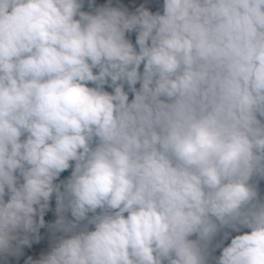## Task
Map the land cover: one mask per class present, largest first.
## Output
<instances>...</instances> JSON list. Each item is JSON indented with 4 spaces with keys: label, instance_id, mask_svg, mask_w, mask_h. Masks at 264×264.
<instances>
[{
    "label": "clouds",
    "instance_id": "1",
    "mask_svg": "<svg viewBox=\"0 0 264 264\" xmlns=\"http://www.w3.org/2000/svg\"><path fill=\"white\" fill-rule=\"evenodd\" d=\"M0 264H264V0H0Z\"/></svg>",
    "mask_w": 264,
    "mask_h": 264
}]
</instances>
